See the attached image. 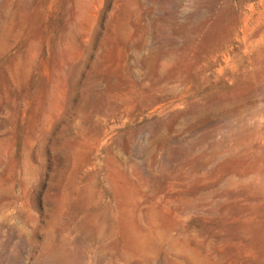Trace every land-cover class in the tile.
<instances>
[{"label": "rangeland", "instance_id": "1", "mask_svg": "<svg viewBox=\"0 0 264 264\" xmlns=\"http://www.w3.org/2000/svg\"><path fill=\"white\" fill-rule=\"evenodd\" d=\"M0 264H264V0H0Z\"/></svg>", "mask_w": 264, "mask_h": 264}]
</instances>
